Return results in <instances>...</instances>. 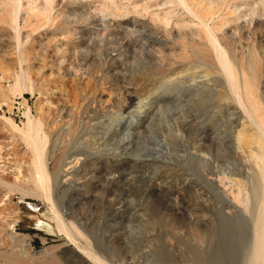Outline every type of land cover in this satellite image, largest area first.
Masks as SVG:
<instances>
[{
	"label": "rangeland",
	"instance_id": "1",
	"mask_svg": "<svg viewBox=\"0 0 264 264\" xmlns=\"http://www.w3.org/2000/svg\"><path fill=\"white\" fill-rule=\"evenodd\" d=\"M250 119L264 0H0V264H246Z\"/></svg>",
	"mask_w": 264,
	"mask_h": 264
},
{
	"label": "bare ground",
	"instance_id": "2",
	"mask_svg": "<svg viewBox=\"0 0 264 264\" xmlns=\"http://www.w3.org/2000/svg\"><path fill=\"white\" fill-rule=\"evenodd\" d=\"M250 121H251V119H250ZM251 123H252V121L250 122V124ZM254 124L256 125V131H253L250 133H240L239 132L237 134V138H236L239 147H250V150H251L250 156H251V159L254 161L255 168L253 170V178L251 181L250 190H248L249 192L247 194L243 193L242 192L243 191L242 190L243 185L238 184V186H236L238 188V189L236 188L238 190V194L234 195L233 199H234L235 203L237 202L238 205L242 204L244 206V209L247 210V212L249 211L252 215L251 216V222L249 223V227H248L249 228V230H248V239H249V247L248 248L249 249L246 248V249H248L247 258L245 257L246 258V264H264V128H262V124H260V122L255 121L253 124H251V126L254 127L253 126ZM111 180H112V182H115V178H112ZM157 186H151V187L148 186L147 192L148 193L149 192L157 193L159 195V193L161 191L160 189H162V188L159 189L160 186L159 187H157ZM161 193H163V192H161ZM251 200H252V203H251ZM52 212H53L52 213L53 218H51V220L52 219L55 220V221H53V220L52 221L56 223V227H54L48 223H43L41 220H39L37 224L45 226V228H47V230H48V232H47L48 234L50 233V234L54 235V234H56V231L58 233L67 232V224L64 221V219L55 211H52ZM230 229H231L230 226L226 222L224 227H223L222 236H223V238H228L230 241H232L234 238L231 235H229L232 233V231ZM176 236H179V235L177 234ZM174 247H175V245H174ZM175 248H177V247H175ZM176 250H175V252H176ZM195 250H197V249H195ZM232 252L233 251H232L231 247L228 248L226 245H219L216 248V250H214L212 256H210L209 259H206L207 257L205 258V257L199 256L201 259L204 260V262L200 263V264H213L218 260H225V259H227L229 261V258L232 257ZM78 254L80 257H82V259H85L86 261H88L85 258L84 253L78 251ZM89 257L92 258L97 264H102L101 262H99V260L97 258L93 257V255H89ZM181 260H179V261L181 262ZM183 262H185V261H183Z\"/></svg>",
	"mask_w": 264,
	"mask_h": 264
},
{
	"label": "built area",
	"instance_id": "3",
	"mask_svg": "<svg viewBox=\"0 0 264 264\" xmlns=\"http://www.w3.org/2000/svg\"><path fill=\"white\" fill-rule=\"evenodd\" d=\"M28 210H30L31 212H37L40 211V208L36 210L35 208H32V206H28Z\"/></svg>",
	"mask_w": 264,
	"mask_h": 264
}]
</instances>
